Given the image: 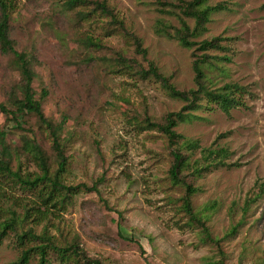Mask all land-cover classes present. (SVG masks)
Returning a JSON list of instances; mask_svg holds the SVG:
<instances>
[{"label": "rangeland", "instance_id": "374dc122", "mask_svg": "<svg viewBox=\"0 0 264 264\" xmlns=\"http://www.w3.org/2000/svg\"><path fill=\"white\" fill-rule=\"evenodd\" d=\"M14 1L11 36L18 49L35 54V89L49 91L44 112L63 125L62 143L69 159L65 181L89 188L75 194L65 209L43 218L33 215L9 230L0 243V264H12L24 250L43 243L38 237L18 236L29 227L36 234L48 227L59 245L76 242L87 258L100 264H264V194L247 211L242 209L264 183V0H209L223 2L226 8L213 13L207 29L191 38L222 36L224 48L208 51L227 57L217 60L219 67L206 68L211 88L227 82L246 88L242 105L226 112L202 99V106L175 128L184 138L198 140L201 148L218 143L231 152L230 166L200 178L190 170L183 172L188 182L200 187L192 206L205 219L209 237L184 209L186 188L170 179L177 144L171 146L164 133L143 123L146 117L163 122L167 113L186 102L171 96L155 77L140 76L135 68L118 70L113 64L118 52L145 69L153 61L178 89L196 88L193 64L204 52L158 29L163 22L175 34L181 16L194 26V19L180 16L173 5L180 0H86L85 6L77 7L89 10L95 1H107L142 39L146 56L102 14L77 21L76 10L67 11L65 0ZM86 36L101 39L102 46L88 45ZM20 78L12 57L0 51V105L7 103ZM5 118L0 108V130ZM28 125L56 167L52 139L34 117ZM8 142L19 150L14 168L38 171L20 149V131L9 132ZM200 154L196 150L193 159ZM38 202L34 190L0 176V206L22 214L26 205ZM39 258L32 250L29 264H38ZM48 259V264H89L84 257L62 260L52 249Z\"/></svg>", "mask_w": 264, "mask_h": 264}, {"label": "trees", "instance_id": "16d2710c", "mask_svg": "<svg viewBox=\"0 0 264 264\" xmlns=\"http://www.w3.org/2000/svg\"><path fill=\"white\" fill-rule=\"evenodd\" d=\"M160 1L166 2L164 0ZM63 4L67 11H72L76 10L78 6H85L87 2L86 0H65ZM93 4L94 7L89 10L78 9L75 11L77 21L88 20L97 13L106 16L109 19L108 22L111 24V28H118L122 31L124 36L131 40L136 51L146 56L147 49L143 46L142 39L125 24V21L118 16L107 1H95ZM173 5L180 9V16L182 14L187 18L194 19V26L191 27L186 19L181 16V26L175 27V34H172L167 26H163V22H161L158 29L169 36L175 37L182 45L187 47L196 46L197 50L204 52L201 57L194 60L193 64L196 72V88L178 89L159 71L153 61H150L149 68L145 69L135 60L118 52L113 64L114 67H118V70H134L135 68V72L140 76L151 75L155 77L161 81L171 96L186 102L182 109L167 113L163 122H157L146 117L143 123L150 129H157L164 133L171 146L177 144V148L172 150L173 162L169 169L170 179L175 185H182L186 188V194L183 197L184 209L191 220L203 225L205 233L209 237L210 232L205 225V219L194 212L192 206V196L199 191L200 187L188 182L183 172L190 170L194 177L200 178L213 169L230 166L231 163H228L227 159L230 157L231 152L227 146L218 143L201 148L198 140L184 138L175 128L180 121L192 115L190 111L202 106V99H207V104L214 103L226 112L242 105V96L246 88L236 82H227L219 88H211L207 83L209 75L206 68L219 67L217 66V60L227 57L210 55L208 51L224 48L221 43L222 36L201 41L191 39L192 36L202 34L207 29L212 14L226 8L225 3L211 4L209 0H180L179 3ZM14 11V0H0V51L12 57V62L21 77L20 81L9 92L7 103H1L0 105L1 110L6 115L5 124L0 130V176L9 177L21 186L34 190L39 202L38 205H26L22 214H19L12 207L0 206V243L9 230H16L18 226H23L33 215H41L43 218L48 213H54L57 209H65L75 194L82 188L85 190L89 188L84 184L72 185L65 181L69 159L62 143L63 125L54 123L44 112L43 104L49 95V91L47 88L42 87L38 93L35 89L34 82L38 77V73L34 68V63L37 62L35 54L18 49L16 41L11 36V17ZM84 41L91 46H102L101 39H95L93 36H86ZM31 117L36 119L37 126L44 129L52 139V147L57 162L56 167L51 164V158L37 140L33 128L29 125V127L26 126V124H29ZM13 130L20 131L22 142L20 149L35 162L38 171L23 173L20 168L13 167L14 154L16 157L19 156V150L13 149L8 142V134ZM179 139H181V142L178 141ZM198 149H200L201 154L193 159V154ZM183 151H187V153ZM263 194L264 183L261 182L258 184V191L246 199L242 208L243 211H247L250 205ZM215 206V204L211 205L212 208ZM237 228L238 225L236 224L233 227V232H236ZM18 236L22 240L38 237L42 239L43 243L24 250L22 255L12 264H29L31 251L34 249L40 255L38 264H48L50 249L56 251L59 257L65 261L84 257L89 264H100L97 259L87 258L76 242L65 246L59 245L49 232L48 227H45L40 234H36L34 228L29 227L18 233ZM220 264L224 263L221 262Z\"/></svg>", "mask_w": 264, "mask_h": 264}]
</instances>
